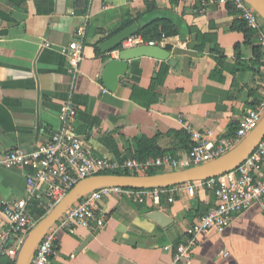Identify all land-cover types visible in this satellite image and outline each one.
<instances>
[{
  "label": "crops",
  "instance_id": "crops-1",
  "mask_svg": "<svg viewBox=\"0 0 264 264\" xmlns=\"http://www.w3.org/2000/svg\"><path fill=\"white\" fill-rule=\"evenodd\" d=\"M201 3L0 0V156L45 143L60 125L66 99L76 108L72 131L108 158H130L141 150L182 157L191 141L181 122L230 136L261 97L264 50L257 34L246 43L234 27L242 19L233 8ZM155 18L175 31L157 41L174 64L146 56L131 60L116 89L108 90L99 78L105 63L99 44L132 22L142 28ZM81 25L83 58L74 74L64 48ZM183 185L169 187L177 189L173 203L163 199L154 207L105 195L97 202L103 227L58 230L49 264H172L189 224L216 201L209 191L190 197ZM24 196V171L0 166V199ZM155 210L166 216L164 226L149 218ZM1 242L0 264H13L15 237ZM197 242L190 264H264V210L254 204L222 233H200Z\"/></svg>",
  "mask_w": 264,
  "mask_h": 264
},
{
  "label": "built area",
  "instance_id": "built-area-1",
  "mask_svg": "<svg viewBox=\"0 0 264 264\" xmlns=\"http://www.w3.org/2000/svg\"><path fill=\"white\" fill-rule=\"evenodd\" d=\"M212 2L219 6H230L246 26L253 30L264 50V20L245 0H202V6ZM84 27L81 25L75 37L64 48V54L72 73L79 71L82 60ZM141 44L157 45L155 40H145L135 34L125 39L124 48ZM264 115V89L256 106L248 108L240 125L230 136H218L213 128L196 130L184 124L190 138V147L182 157L162 153L145 159L134 157L113 159L96 154L88 142L72 131L76 108L69 99L60 104V125L51 131L47 141L31 150L13 148L0 156V166L6 169H21L25 175V196L15 200L0 199V240L15 237L11 249L15 256L23 237L35 224L63 198L68 190L83 178L117 170H128L137 174L148 171L158 173L197 166L218 158L239 143ZM181 121V120H180ZM185 192L193 197L198 191L211 192L216 201L207 210L195 217L186 229L187 237L175 246L172 264H190L192 252L197 246V236L214 230L222 233L238 215L252 205L264 210V137L252 153L235 169L206 180L185 183ZM173 188L130 189L107 187L90 191L74 202L50 227L40 241L30 264H49L54 252L56 232H74L76 228L98 230L103 227L105 217L97 202L111 193L122 195L132 202L154 207L165 199L175 201Z\"/></svg>",
  "mask_w": 264,
  "mask_h": 264
},
{
  "label": "water",
  "instance_id": "water-1",
  "mask_svg": "<svg viewBox=\"0 0 264 264\" xmlns=\"http://www.w3.org/2000/svg\"><path fill=\"white\" fill-rule=\"evenodd\" d=\"M245 1L252 6L264 20V0ZM139 29V25L136 22H132L102 41L98 46L101 62L105 61L100 68L99 78L102 79L104 86L110 91H114L119 84L118 77L124 76L129 71V61L131 60L146 56L161 61H168L169 64H174V59L170 57V52L159 45L141 44L128 48L121 46V43L125 39L137 34ZM113 52H116V58L109 57L110 53ZM263 137L264 115L256 127L232 149L209 162L162 173H104L83 178L72 186L52 210L43 216L35 226L27 232L18 246L13 264H30L36 247L50 227L57 222L61 215L74 202L81 199L90 191L107 187L130 189L166 188L192 181L217 177L235 169L242 163L252 153ZM148 216L160 226H164L167 221L166 216L158 210L150 212ZM1 243L0 240V244Z\"/></svg>",
  "mask_w": 264,
  "mask_h": 264
},
{
  "label": "trees",
  "instance_id": "trees-1",
  "mask_svg": "<svg viewBox=\"0 0 264 264\" xmlns=\"http://www.w3.org/2000/svg\"><path fill=\"white\" fill-rule=\"evenodd\" d=\"M234 27L237 28V29H240L244 33L245 39H246V43H248L250 38H252V37L254 38L255 35H256V33L253 30H251L250 28H248L246 26V24L242 20H238ZM174 33H175V31L174 30H170V25L165 19L155 18V19H152L151 21H149L148 23H146L145 25H143V27L139 29V32L137 34L141 35L145 40L159 41L162 37H165L167 35H172ZM256 47L257 46H255L253 48L254 56L256 58H259L261 54L258 51V48L260 47V45H259L258 48H256ZM162 153L163 152H157V151H152V150H148V151L147 150H141L140 154L134 156V158L145 159V158H148V157H153V156H156V155H160ZM113 173H118V174H137L135 172H131V171H128V170H117V171H114ZM152 173H158V172L153 171V170L147 172V174H152ZM169 187H172V186H169ZM169 187H166V188H169Z\"/></svg>",
  "mask_w": 264,
  "mask_h": 264
}]
</instances>
